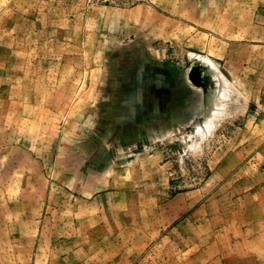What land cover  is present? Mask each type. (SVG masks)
Masks as SVG:
<instances>
[{"label": "rangeland", "instance_id": "374dc122", "mask_svg": "<svg viewBox=\"0 0 264 264\" xmlns=\"http://www.w3.org/2000/svg\"><path fill=\"white\" fill-rule=\"evenodd\" d=\"M202 2L203 14L219 4L218 32L227 31L231 0ZM165 16L151 0H0V156L24 144L27 171L48 178L68 156L82 162L83 135L91 132L83 120L111 107L115 159L123 151L140 162L131 186L147 206L140 220H159L178 193L202 194L208 207L201 218L181 219L259 220L264 164L237 159L242 150L230 142L253 120L248 88L229 84L226 98L224 62L216 70L207 53H190L176 36L179 23L166 26ZM164 26L176 35L163 36ZM201 31L210 33V23ZM193 68L204 73L201 85L190 79ZM151 92L156 99L138 101L132 118L117 114L121 102L112 98Z\"/></svg>", "mask_w": 264, "mask_h": 264}, {"label": "crops", "instance_id": "0c3cea01", "mask_svg": "<svg viewBox=\"0 0 264 264\" xmlns=\"http://www.w3.org/2000/svg\"><path fill=\"white\" fill-rule=\"evenodd\" d=\"M159 1L151 0L162 4L164 25L179 23L177 35L164 26L163 36L176 35L181 43L184 39L192 54L207 53L206 61L216 70V62H224L226 98L229 84L248 88L253 120L244 123L242 139L230 142L242 150L237 159L264 164V0H231L226 12L233 13L232 24L221 33L218 3L217 10L203 14V0ZM208 22L211 32L201 31ZM150 95L121 93L112 100L121 102L119 116L132 118L138 101L156 99L154 92ZM115 116L111 107L99 108L93 119L83 120L91 132L83 135L82 162L68 156L56 164L61 171L48 178L27 171L26 145L2 153L0 264H264L262 212L259 220L243 223L184 220L188 213L201 218L208 207L202 194L178 193L160 208L159 220H140L147 206H140L131 187L140 162L136 154L123 151L115 159ZM103 132L112 136L104 141ZM37 164L41 166L35 160L34 168ZM27 180H35V188L28 189ZM43 182L45 188L39 187Z\"/></svg>", "mask_w": 264, "mask_h": 264}, {"label": "water", "instance_id": "95a60500", "mask_svg": "<svg viewBox=\"0 0 264 264\" xmlns=\"http://www.w3.org/2000/svg\"><path fill=\"white\" fill-rule=\"evenodd\" d=\"M201 72L198 68H193L190 73V79L195 85H201L202 84V78H201Z\"/></svg>", "mask_w": 264, "mask_h": 264}, {"label": "bare ground", "instance_id": "6f19581e", "mask_svg": "<svg viewBox=\"0 0 264 264\" xmlns=\"http://www.w3.org/2000/svg\"><path fill=\"white\" fill-rule=\"evenodd\" d=\"M225 84V83H224Z\"/></svg>", "mask_w": 264, "mask_h": 264}]
</instances>
